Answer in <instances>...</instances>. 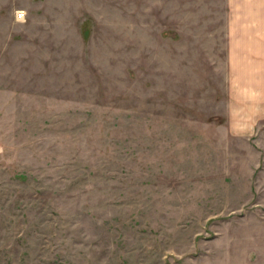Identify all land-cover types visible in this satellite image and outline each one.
<instances>
[{
    "label": "rangeland",
    "instance_id": "374dc122",
    "mask_svg": "<svg viewBox=\"0 0 264 264\" xmlns=\"http://www.w3.org/2000/svg\"><path fill=\"white\" fill-rule=\"evenodd\" d=\"M224 11L0 0V264H264Z\"/></svg>",
    "mask_w": 264,
    "mask_h": 264
},
{
    "label": "crops",
    "instance_id": "0c3cea01",
    "mask_svg": "<svg viewBox=\"0 0 264 264\" xmlns=\"http://www.w3.org/2000/svg\"><path fill=\"white\" fill-rule=\"evenodd\" d=\"M223 1L226 66L233 72L228 93L236 100L229 114L239 117L233 129L243 133L264 122V0Z\"/></svg>",
    "mask_w": 264,
    "mask_h": 264
},
{
    "label": "built area",
    "instance_id": "2783aa9c",
    "mask_svg": "<svg viewBox=\"0 0 264 264\" xmlns=\"http://www.w3.org/2000/svg\"><path fill=\"white\" fill-rule=\"evenodd\" d=\"M20 13V12H19ZM18 12H17V14H15V16L17 17V18H19L20 17V14H19Z\"/></svg>",
    "mask_w": 264,
    "mask_h": 264
},
{
    "label": "clouds",
    "instance_id": "9594fccd",
    "mask_svg": "<svg viewBox=\"0 0 264 264\" xmlns=\"http://www.w3.org/2000/svg\"><path fill=\"white\" fill-rule=\"evenodd\" d=\"M21 15H24L23 13Z\"/></svg>",
    "mask_w": 264,
    "mask_h": 264
}]
</instances>
